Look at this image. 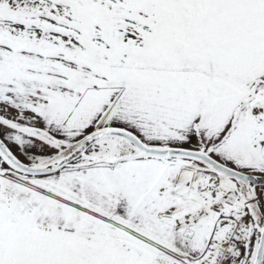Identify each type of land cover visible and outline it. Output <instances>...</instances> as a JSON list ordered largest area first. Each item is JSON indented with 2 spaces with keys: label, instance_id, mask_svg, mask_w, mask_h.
<instances>
[{
  "label": "snow or ice",
  "instance_id": "1",
  "mask_svg": "<svg viewBox=\"0 0 264 264\" xmlns=\"http://www.w3.org/2000/svg\"><path fill=\"white\" fill-rule=\"evenodd\" d=\"M0 264H264V0H0Z\"/></svg>",
  "mask_w": 264,
  "mask_h": 264
}]
</instances>
